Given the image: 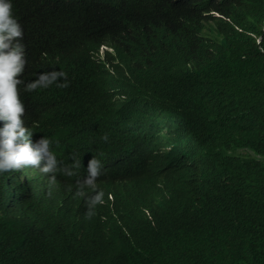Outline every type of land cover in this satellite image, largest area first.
<instances>
[{"label": "trees", "instance_id": "trees-1", "mask_svg": "<svg viewBox=\"0 0 264 264\" xmlns=\"http://www.w3.org/2000/svg\"><path fill=\"white\" fill-rule=\"evenodd\" d=\"M12 2L30 57L18 86L27 124L38 140H51L63 187L84 179L94 155L111 183L141 170L139 156L127 159L128 146L114 139L112 95L88 91L83 49L96 47L107 28L134 24L149 51L127 74H106L111 85L134 87L136 110L176 124L194 141L181 157L173 204L156 205L146 186L134 183L129 192L150 216L140 212L120 224L99 217L65 242L57 241L74 203L9 206L0 176V264H264V0ZM43 67L66 75L26 91Z\"/></svg>", "mask_w": 264, "mask_h": 264}, {"label": "clouds", "instance_id": "clouds-1", "mask_svg": "<svg viewBox=\"0 0 264 264\" xmlns=\"http://www.w3.org/2000/svg\"><path fill=\"white\" fill-rule=\"evenodd\" d=\"M210 13L221 16L216 11ZM24 35L21 22L13 15L12 0H0V176H5L7 184L1 192L7 193L9 206L17 207L30 200L37 208L47 205L58 210L62 205L60 200L53 198L58 196L54 194L68 193L72 196L68 200L74 203L75 209L66 223L63 238L57 241L65 242L71 236L81 237L88 232L98 224L99 217L102 220L110 217L120 224L122 219L140 212L150 216L147 203L129 192L134 183L145 185L156 205L173 204L171 194L181 169V157L189 150L194 137L182 136L180 128L170 121L159 120L148 111L136 110L138 102L134 99V87L111 85L113 78L106 75L119 78L139 66L143 56L149 52L144 48L143 34H135L132 23L122 28H107L101 32L96 47L83 49V59L89 64L88 70L91 72V80L87 81L88 91L98 89L112 95L117 103V109L112 112L119 111L117 126L126 125L127 129L123 133L116 127L114 139L128 146L126 149L129 151L125 150L127 159L131 154L139 156L142 164L140 173L111 183L105 165L94 155L88 162L84 179L64 184V187L57 175L61 168L52 150L51 140L47 136L38 140L27 124L26 106L18 87L22 82L21 74L28 68L30 60ZM82 41L83 38L74 40L73 45ZM69 58L75 60V53ZM40 70L45 73L41 74L38 82L28 83L26 91H33L37 86L48 87L58 76L66 75L55 71L47 73L45 67ZM92 94H95L94 90ZM115 117L117 120L118 116ZM102 139L107 140V134ZM95 146L89 147L90 151H94ZM114 161L125 160L115 158ZM63 171L67 175L73 174L70 169ZM51 180L56 187H53ZM43 181L48 186L44 192ZM117 188L118 197L115 194ZM34 195L41 196L33 198ZM124 243L130 245L131 238L121 241V244Z\"/></svg>", "mask_w": 264, "mask_h": 264}, {"label": "bare ground", "instance_id": "bare-ground-1", "mask_svg": "<svg viewBox=\"0 0 264 264\" xmlns=\"http://www.w3.org/2000/svg\"><path fill=\"white\" fill-rule=\"evenodd\" d=\"M163 100V99H162ZM162 102V101H161ZM160 102V103H161ZM163 103V102H162ZM26 173H28V172H26ZM52 181V180H51ZM52 185H53V187H56V184L54 183V181H52ZM10 195H11V193H10ZM54 195H58V196H54L53 198L54 199H58V200H60V203H61V205H65V203H68L69 202V200L68 199H71L72 198V196H70L68 193H63V194H59V193H57V194H54ZM58 197V198H57ZM82 201H84L85 202V200H82ZM161 204H163V203H161ZM83 205V204H82ZM85 205V204H84Z\"/></svg>", "mask_w": 264, "mask_h": 264}, {"label": "water", "instance_id": "water-1", "mask_svg": "<svg viewBox=\"0 0 264 264\" xmlns=\"http://www.w3.org/2000/svg\"><path fill=\"white\" fill-rule=\"evenodd\" d=\"M116 127H117V129L121 130L123 133H126L127 132L126 125L116 126Z\"/></svg>", "mask_w": 264, "mask_h": 264}]
</instances>
